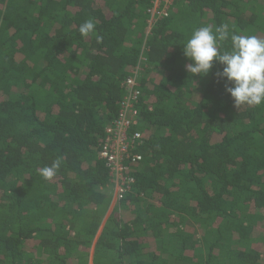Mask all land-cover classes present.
<instances>
[{
	"label": "trees",
	"instance_id": "obj_1",
	"mask_svg": "<svg viewBox=\"0 0 264 264\" xmlns=\"http://www.w3.org/2000/svg\"><path fill=\"white\" fill-rule=\"evenodd\" d=\"M151 1L0 0V264H264V104L183 55L205 25L264 39V0H178L147 34ZM142 62V161L109 209L98 153Z\"/></svg>",
	"mask_w": 264,
	"mask_h": 264
},
{
	"label": "clouds",
	"instance_id": "obj_2",
	"mask_svg": "<svg viewBox=\"0 0 264 264\" xmlns=\"http://www.w3.org/2000/svg\"><path fill=\"white\" fill-rule=\"evenodd\" d=\"M96 24L89 19L79 26L83 37L95 32ZM99 42L100 37L97 36ZM230 40V49L221 51L220 42ZM183 55L189 61L185 65L191 76H207L214 62L222 65L216 73L225 80V91L234 101V106L249 107L264 104V39L256 35L236 34L227 23L213 28L205 25L196 28L183 45ZM61 167V159L40 169L45 180L53 179Z\"/></svg>",
	"mask_w": 264,
	"mask_h": 264
},
{
	"label": "built area",
	"instance_id": "obj_3",
	"mask_svg": "<svg viewBox=\"0 0 264 264\" xmlns=\"http://www.w3.org/2000/svg\"><path fill=\"white\" fill-rule=\"evenodd\" d=\"M178 0H152L147 11V34L160 20L169 13ZM143 59V58H141ZM143 62L139 63L125 78L122 87L125 95L121 101L116 118L107 124L99 158L104 163L112 184V198L109 209L115 207L124 198L132 182L130 173L142 161L138 147L142 143V134L138 127L139 114L136 109L140 97V78Z\"/></svg>",
	"mask_w": 264,
	"mask_h": 264
}]
</instances>
